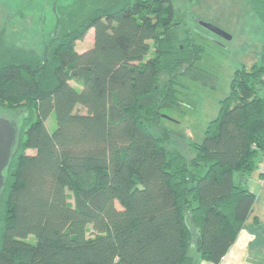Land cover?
Masks as SVG:
<instances>
[{"label":"trees","instance_id":"1","mask_svg":"<svg viewBox=\"0 0 264 264\" xmlns=\"http://www.w3.org/2000/svg\"><path fill=\"white\" fill-rule=\"evenodd\" d=\"M68 1L42 52L18 45L20 20L0 25V110L28 111L0 192V264H221L255 204L264 53L236 69L189 160L168 148L163 110L182 111V77H214L173 0ZM248 1L264 25V0Z\"/></svg>","mask_w":264,"mask_h":264},{"label":"rangeland","instance_id":"2","mask_svg":"<svg viewBox=\"0 0 264 264\" xmlns=\"http://www.w3.org/2000/svg\"><path fill=\"white\" fill-rule=\"evenodd\" d=\"M64 1L0 0V25L15 23L16 27L20 20L22 33L26 34L18 35L19 41H24L18 45L42 52L46 42L56 33L55 6ZM173 3L180 23V36L186 37L190 33L198 43L204 45L205 52L198 66L214 77V82L209 84L182 77L179 87L184 104L182 111L163 110L161 124L173 132L168 148L181 151L190 160L194 155L190 144L203 141L208 123L219 113L221 100L230 94L236 69L243 66L251 68L264 53V25L257 20L248 0H173ZM204 24L219 28L231 39ZM93 44L94 30H90L85 39L77 43L76 49L84 52ZM27 115V110H0V117L14 122L16 126L22 125ZM46 124L50 132L55 130L54 113ZM27 153L34 154V151L28 150ZM69 197L73 202L72 192H69ZM27 240L36 242L34 236ZM234 249V257L227 258ZM255 250L249 245L246 235L242 234L228 252L227 260L224 257L221 264H262L255 256Z\"/></svg>","mask_w":264,"mask_h":264},{"label":"crops","instance_id":"3","mask_svg":"<svg viewBox=\"0 0 264 264\" xmlns=\"http://www.w3.org/2000/svg\"><path fill=\"white\" fill-rule=\"evenodd\" d=\"M245 183L248 189L255 195L256 199L252 215L246 221L245 228L240 232L238 237H240L242 234L246 235V239L249 242V245L253 248H256L255 256L258 257V260L262 264H264V181L259 171L256 170L247 178ZM234 252L235 249L231 252L230 257L227 258L234 257ZM226 256L225 261L227 260ZM199 264L214 263L202 261Z\"/></svg>","mask_w":264,"mask_h":264},{"label":"water","instance_id":"4","mask_svg":"<svg viewBox=\"0 0 264 264\" xmlns=\"http://www.w3.org/2000/svg\"><path fill=\"white\" fill-rule=\"evenodd\" d=\"M206 27L212 29L219 35L227 39H231V36L227 35L224 31L220 30L209 24H204ZM19 136V128L14 122L0 117V192L5 185L4 173L9 167Z\"/></svg>","mask_w":264,"mask_h":264},{"label":"built area","instance_id":"5","mask_svg":"<svg viewBox=\"0 0 264 264\" xmlns=\"http://www.w3.org/2000/svg\"><path fill=\"white\" fill-rule=\"evenodd\" d=\"M260 173V175L262 176V179L264 181V159L261 160L260 164H259V167L257 169Z\"/></svg>","mask_w":264,"mask_h":264}]
</instances>
